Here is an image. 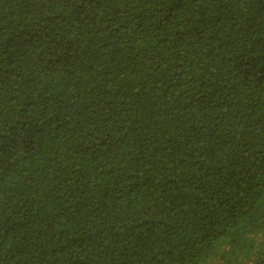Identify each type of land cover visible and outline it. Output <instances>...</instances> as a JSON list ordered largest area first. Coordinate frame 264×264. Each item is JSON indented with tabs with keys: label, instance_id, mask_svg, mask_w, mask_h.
Returning a JSON list of instances; mask_svg holds the SVG:
<instances>
[{
	"label": "trees",
	"instance_id": "16d2710c",
	"mask_svg": "<svg viewBox=\"0 0 264 264\" xmlns=\"http://www.w3.org/2000/svg\"><path fill=\"white\" fill-rule=\"evenodd\" d=\"M0 264H264V0H0Z\"/></svg>",
	"mask_w": 264,
	"mask_h": 264
}]
</instances>
